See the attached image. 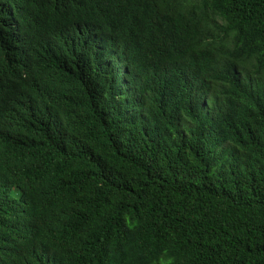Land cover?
Segmentation results:
<instances>
[{
    "label": "trees",
    "instance_id": "trees-1",
    "mask_svg": "<svg viewBox=\"0 0 264 264\" xmlns=\"http://www.w3.org/2000/svg\"><path fill=\"white\" fill-rule=\"evenodd\" d=\"M0 264H264V0H0Z\"/></svg>",
    "mask_w": 264,
    "mask_h": 264
},
{
    "label": "rangeland",
    "instance_id": "rangeland-1",
    "mask_svg": "<svg viewBox=\"0 0 264 264\" xmlns=\"http://www.w3.org/2000/svg\"><path fill=\"white\" fill-rule=\"evenodd\" d=\"M15 195H17V192H15Z\"/></svg>",
    "mask_w": 264,
    "mask_h": 264
}]
</instances>
